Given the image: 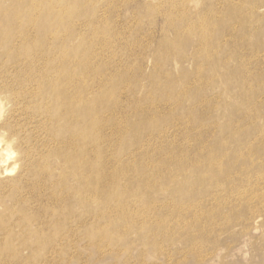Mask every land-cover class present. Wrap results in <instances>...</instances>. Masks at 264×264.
Instances as JSON below:
<instances>
[{"label":"rangeland","instance_id":"obj_1","mask_svg":"<svg viewBox=\"0 0 264 264\" xmlns=\"http://www.w3.org/2000/svg\"><path fill=\"white\" fill-rule=\"evenodd\" d=\"M86 1L91 6L83 8L74 19L80 36L72 45L81 51L83 39L90 36L98 43L103 60L93 63L96 82L94 79L91 83L92 100L110 93L117 96L115 102L126 112L125 126L135 117L137 122L145 119L153 123L161 134L166 130L165 136L154 140H148L152 133L143 130L141 140L127 147L129 153L122 155L125 162L131 167L141 166L128 177L148 171L145 163L150 164L170 143L179 152H193L200 127L190 119L199 117L204 121L203 151L219 148L217 164L240 183L231 177L223 179V183L209 173L198 182L192 197L175 200L174 194L179 193L177 184L166 178L169 185L156 193L145 187L125 194L129 202L124 207L126 214L119 202L111 201L99 219L89 217V224L77 229L68 215L44 206L25 212L29 230L5 215V225L0 226V244L8 241L14 250L11 258L6 257L0 264H30L32 256H37L35 264H264V0ZM11 2L0 0V13ZM52 3L59 9L72 3L83 4L82 0ZM38 11H42L40 6ZM92 11L96 22L108 33L105 36L110 34L109 43L100 34L91 35ZM193 24L201 28L192 29ZM229 24L231 27L226 30ZM6 61L2 52L0 147L8 143L13 150L17 134L31 131L34 124L27 121L23 111L26 99L18 95L9 76L17 75L20 66L15 62L9 67ZM117 69L126 73L109 76L111 72H106ZM231 73H242V78L231 79ZM120 75L124 76L123 81L114 85L113 80ZM5 79L10 89L2 85ZM194 89H201L196 97L192 95ZM7 122L17 134L9 130ZM183 122H188L191 129L189 145L181 143L185 138ZM226 126L253 132L224 143L221 138L228 135L222 127ZM99 133L106 135L103 147L109 153L121 146L113 125L103 126ZM30 134L36 135L37 131ZM33 144L31 138L30 145ZM32 155L35 160L37 151ZM16 159V155L8 159L6 166ZM60 166L54 160L50 168L47 164L54 178L60 176ZM17 174L18 166L12 174L0 175V185ZM97 181L104 180L95 175L93 182ZM8 196L7 190H0L3 201ZM7 200L9 204L14 202ZM102 204V198L92 201L94 207ZM241 209L246 210L243 216L234 213ZM116 210L118 214L114 213ZM177 212L184 214L178 216ZM109 216L126 223L113 241L98 240L95 232L90 237L88 229L107 223ZM63 222L69 230L59 234L51 248L36 245L41 232Z\"/></svg>","mask_w":264,"mask_h":264},{"label":"bare ground","instance_id":"obj_2","mask_svg":"<svg viewBox=\"0 0 264 264\" xmlns=\"http://www.w3.org/2000/svg\"><path fill=\"white\" fill-rule=\"evenodd\" d=\"M82 2V5L72 3L59 9L52 0H12L0 13V56L2 52L5 54L9 67L15 62L20 66L17 75L9 76L13 79L12 83L18 95L26 99L23 111L27 121L34 124L31 131H37L36 135H31V131L17 134L15 127L10 122L6 123L9 130L17 134V142L14 151L8 147V143L6 147H0V175L12 174L17 166L18 174L3 180L0 185V190L8 191L7 199L14 201L9 204L7 199L3 201L0 198V226L4 227L3 217L8 215L13 217L22 229L29 230L25 212L37 206H44L58 210L62 215H68L71 224L77 229L80 225L89 224V217L99 219L104 214V208L111 205V201L119 202V208L125 210L126 214L127 209L124 207H127L129 202L125 194L130 195L145 187L152 188L156 193L169 185L166 178L174 179L171 182L177 184L176 191L179 193L174 194L175 200L180 197H192L194 190L199 187L198 182L209 173H213L221 182L231 177L239 184L238 178L222 171L217 164L216 155L220 152L219 148L203 151L204 121L199 117L190 119V122L200 127L193 152H179L170 143L167 149L156 155V159L150 161V164L145 163L148 171L136 172L133 177H128L133 169L141 166L131 167L130 163L125 162L126 159L122 155L129 153L127 147H132L141 140L143 130L152 133L148 135V140L165 136L166 130L161 134L153 127V123L145 119L137 122L135 117L125 126L126 112L115 102L117 96L112 97L110 93H102L92 100L90 89L95 79L93 63L103 59L99 57L98 43L94 42L91 36L83 39L81 51L76 43V46L72 45L80 36L74 19L81 15L83 8L91 6L89 1ZM38 6L42 8L41 12L38 11ZM89 15L91 35L98 37L100 34L99 37L109 43L110 34L105 36L108 33H104V28L96 22L93 11ZM206 19L209 20L208 17ZM230 27L229 24L226 30ZM200 28L199 24L192 25V29ZM106 72H111V76L126 73V70ZM117 78L113 80L114 85L122 82L124 76ZM230 78L241 79L242 73H231ZM157 84L158 82L155 86ZM2 85L10 89L7 79ZM200 91L201 89H194L192 95L196 97ZM105 111L109 112L107 117ZM118 113H121V116ZM108 124L113 125L121 145L111 153L103 147L106 135L99 133L100 128ZM222 128L228 135L221 138L224 143L232 139H242L253 132L252 129L241 130L232 126ZM181 130L185 136L181 143L189 145L191 129L188 122L181 123ZM31 138L35 141L32 146ZM33 151H37L35 160ZM15 155L16 161L11 166H6L8 159ZM254 158L257 163L258 158ZM53 160L61 163V173L57 178L53 177L49 169ZM94 174L102 176L104 181L94 183ZM153 190L147 192L152 193ZM95 198H102L103 204L92 206ZM175 200L174 205H177ZM245 212L246 210L242 209L234 211L240 216ZM114 213H117V210ZM177 213L178 216L184 214ZM109 218V221H105L107 223L88 229L89 236L95 232L98 240L112 242L126 223L120 218ZM253 218L254 221L257 220L256 216ZM65 225L66 222L60 226L50 225L46 232H41L37 237L36 245L51 248L59 234L69 230ZM13 250L8 241L0 244V261L5 262L6 257L10 259ZM36 259L37 256H32L30 264H35Z\"/></svg>","mask_w":264,"mask_h":264}]
</instances>
